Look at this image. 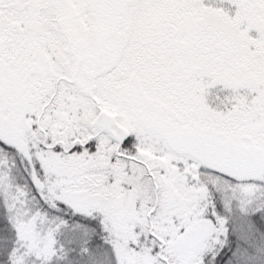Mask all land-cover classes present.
<instances>
[{
  "label": "snow or ice",
  "instance_id": "1",
  "mask_svg": "<svg viewBox=\"0 0 264 264\" xmlns=\"http://www.w3.org/2000/svg\"><path fill=\"white\" fill-rule=\"evenodd\" d=\"M0 264H264V0H0Z\"/></svg>",
  "mask_w": 264,
  "mask_h": 264
}]
</instances>
